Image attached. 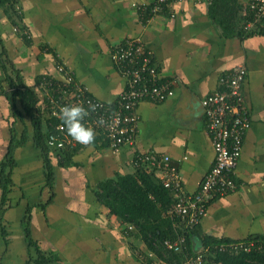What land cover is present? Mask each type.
I'll list each match as a JSON object with an SVG mask.
<instances>
[{
    "label": "crops",
    "instance_id": "0c3cea01",
    "mask_svg": "<svg viewBox=\"0 0 264 264\" xmlns=\"http://www.w3.org/2000/svg\"><path fill=\"white\" fill-rule=\"evenodd\" d=\"M151 1L16 0L18 24L25 28V36L14 30L17 21L16 25L0 8V41L19 72L8 73L18 84L35 88L38 77L54 74L55 64L62 61L92 96L114 102L125 88V79L112 63L110 51L125 37L140 36L152 49L162 76L174 80L175 87L174 95L163 102L138 103L133 146L113 153L96 138L91 146H72L78 149L73 153L74 165L60 166L54 158L52 194L34 138L33 114L21 110L19 118L14 115L10 87L3 80L6 71L0 66V163L11 137H24L12 152L14 185L0 209V264H26L35 254L24 235L28 211L30 232L44 237V246L34 241L41 250L57 253L54 264H160L145 250L140 235L124 232L132 224L109 214L97 201L95 189L103 179L133 173L134 155L152 151L168 155L184 191L194 193L214 162L201 101L219 89L220 78L238 64L246 67L241 92L251 123L234 171L237 187L209 201L197 234L232 241L264 237V32L226 34L209 15V0H169L174 16L165 11L148 18L137 5ZM244 14L248 12L243 9L238 15L242 19ZM14 101L22 108L17 97ZM162 174L155 171L157 178ZM57 196L63 197L62 206L56 205ZM11 229L22 230L25 240L14 254ZM197 234L192 236L195 251L203 248Z\"/></svg>",
    "mask_w": 264,
    "mask_h": 264
},
{
    "label": "built area",
    "instance_id": "2783aa9c",
    "mask_svg": "<svg viewBox=\"0 0 264 264\" xmlns=\"http://www.w3.org/2000/svg\"><path fill=\"white\" fill-rule=\"evenodd\" d=\"M169 0H152L137 8L148 18L167 11ZM243 9L249 13L243 27L247 30L264 31V0H241ZM18 9V6H15ZM16 30V27H14ZM27 34L26 31H23ZM110 59L120 75L125 79V88L114 102H107L92 96L74 71L64 62L55 64V73L42 75L36 82L35 91L39 95L43 123L50 126L47 144L52 150L74 146L76 142L67 134L63 122L58 118L62 106L96 105L83 123L96 132V138L104 141L111 152L117 153L124 146H133L138 133L139 116L136 112L138 103L144 100L155 103L171 98L175 93L174 80L162 76L150 49L140 36L125 37L112 47ZM246 76L243 64L235 65L219 80V89L213 91L201 101L207 123V132L214 149V162L205 174L198 189L187 194L183 189L182 177L169 163L168 155L159 156L152 151H143L134 155V166L160 171L164 187L169 188L175 202L166 210L165 215L179 222L183 228L191 229L198 225L205 214L210 199L228 194L237 187L234 171L243 145V138L250 126V117L244 108L241 86ZM39 105V104H38ZM103 121L100 124L99 121ZM59 156H57V159ZM129 225L128 228H132ZM184 235L175 239L166 238L163 246L174 252L184 249ZM221 252L240 253L264 251V241L254 239L219 243L214 246ZM153 255V252H149ZM209 248L204 253L198 251L187 256L181 264H222L209 258ZM160 264H166L163 260Z\"/></svg>",
    "mask_w": 264,
    "mask_h": 264
},
{
    "label": "trees",
    "instance_id": "16d2710c",
    "mask_svg": "<svg viewBox=\"0 0 264 264\" xmlns=\"http://www.w3.org/2000/svg\"><path fill=\"white\" fill-rule=\"evenodd\" d=\"M209 15L212 20L226 33L235 35H251V33H263V30H247L243 27L245 18L249 13L239 17L243 4L241 0H209ZM16 0H0V8L5 10L8 19L18 24L20 12L15 8ZM246 18V19H247ZM244 19V20H243ZM243 20V21H241ZM16 24V25H17ZM16 30L23 36L27 35L23 31V26L16 27ZM25 38V37H24ZM0 66L5 69L3 75L9 87L12 102L11 107L15 116L19 118L23 110L30 114L32 125L34 127V138L36 144L41 148L45 167L46 185L53 194L54 191V165L53 159L57 160L60 166H70L76 164L73 159V153L77 148L66 146L60 150H52L47 144V135L51 127L43 123L41 109L38 107V94L35 88L25 85L22 82L16 83L14 78L9 75V71L19 73L15 65L7 56L4 44L0 41ZM16 75V74H15ZM40 77L36 80L39 81ZM36 85V83H35ZM5 91V90H4ZM19 99L22 108H19L14 99ZM14 134V130H12ZM24 141L15 140L11 137L5 157L0 163V209L7 203V196L11 191L14 181L11 177L14 167L13 150ZM57 156L59 158L57 159ZM132 165L134 161L132 160ZM133 173L117 175L114 178L103 179L97 184L95 196L100 204H103L109 210V214L115 215L125 224H132V228L126 227L125 233H136L140 235L146 244L148 250L153 252L156 258L163 260L167 264H181L187 256L195 255L198 251L193 249L192 236L198 233V225L191 229L183 228L179 222L165 215L166 210L175 202L171 190L164 187L161 179L155 176V169H150L144 164L134 166ZM213 199V198H212ZM211 200V199H210ZM209 200V201H210ZM208 201V203H209ZM207 203V204H208ZM29 211L24 217V235L29 250H34L26 264H54L57 263L58 255L52 250H41L36 242L31 239L30 229L28 228ZM178 235H184V249L181 252H174L163 246V240L166 238L175 239ZM197 240L203 248L199 250L204 253V248H209V258L214 261H220L222 264H264V251L230 253L221 252L214 248L219 243L235 242L229 239L210 238L205 235L197 234ZM257 241H264V237ZM30 250V251H31Z\"/></svg>",
    "mask_w": 264,
    "mask_h": 264
},
{
    "label": "clouds",
    "instance_id": "9594fccd",
    "mask_svg": "<svg viewBox=\"0 0 264 264\" xmlns=\"http://www.w3.org/2000/svg\"><path fill=\"white\" fill-rule=\"evenodd\" d=\"M96 110V105L89 103V107L83 105L62 106L59 109L58 118L63 122L67 134L76 143L88 147L94 144L96 132L93 128L87 127L83 121ZM103 124V121H99Z\"/></svg>",
    "mask_w": 264,
    "mask_h": 264
},
{
    "label": "rangeland",
    "instance_id": "374dc122",
    "mask_svg": "<svg viewBox=\"0 0 264 264\" xmlns=\"http://www.w3.org/2000/svg\"><path fill=\"white\" fill-rule=\"evenodd\" d=\"M12 112H13V110H12ZM57 188V190H56V192L57 193H59V194H61L60 193V191H59V187L57 186L56 187ZM34 188H33V192H34ZM46 190V189H45ZM80 190H82V189H78V192L80 191ZM64 192V191H63ZM77 191H74V193H76ZM62 195V194H61ZM34 198H36V197H34ZM63 199V197L62 196H60V198H59V196H57L54 200H55V202H56V205L57 206H62L64 203L63 202H61V200ZM74 199H77L76 197L74 198ZM46 200V199H45ZM64 200V199H63ZM60 203V204H59ZM67 208V207H66ZM21 209V208H20ZM29 219L31 220V215L29 214ZM30 220H28V223H29V225H28V228L30 229V231H31V224H30ZM11 233H12V235L14 236V239L13 240H11L12 241V245L10 246L11 248H12V250H13V254L15 253V250L18 252L19 250V247H21L20 245H24L25 246V240H24V236H23V233H22V230H20V229H11V231H10ZM32 232V231H31ZM30 232V236H31V239L32 240H38V242L42 245V246H44V244H43V242H42V239L44 238V237H41L40 235H36V234H33V233H31ZM36 240V241H37ZM148 253L150 252V250H148V248H146L145 249ZM144 250V251H145ZM154 255V254H153ZM155 256V255H154ZM157 259V258H156ZM159 259V258H158ZM160 261H162L161 259H159Z\"/></svg>",
    "mask_w": 264,
    "mask_h": 264
}]
</instances>
